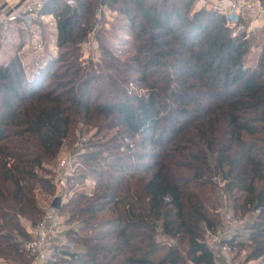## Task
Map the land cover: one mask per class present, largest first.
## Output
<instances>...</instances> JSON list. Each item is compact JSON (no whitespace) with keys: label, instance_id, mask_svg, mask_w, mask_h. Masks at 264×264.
Listing matches in <instances>:
<instances>
[{"label":"trees","instance_id":"16d2710c","mask_svg":"<svg viewBox=\"0 0 264 264\" xmlns=\"http://www.w3.org/2000/svg\"><path fill=\"white\" fill-rule=\"evenodd\" d=\"M75 1L44 4L34 63L24 53L0 59V264H31L24 244L45 214L37 193L56 187L44 166L77 123L119 133L78 159L72 179L93 174L95 188L62 203L82 249L47 264H215L205 228L221 223L216 178L237 215L258 211L248 242L228 243L249 249L246 262L262 258L264 44L254 54L251 38L232 36L198 0ZM100 4L119 24L99 30L96 73L78 60ZM5 37L0 27V56ZM129 83L145 92L130 94Z\"/></svg>","mask_w":264,"mask_h":264},{"label":"built area","instance_id":"2783aa9c","mask_svg":"<svg viewBox=\"0 0 264 264\" xmlns=\"http://www.w3.org/2000/svg\"><path fill=\"white\" fill-rule=\"evenodd\" d=\"M70 7H75V0H66ZM44 7V2L40 0H20L17 7L0 16V27L4 32H10L14 25L20 24L23 27L29 28L36 21L40 12ZM99 9L100 17L103 15V10ZM213 11L225 17L226 26L232 31V36H239L244 32L250 31V27L246 24L248 13L264 15V0H217V3L211 7ZM210 10V9H209ZM96 30V29H95ZM93 30L82 43V52L89 54L92 48ZM76 164L72 156H67L58 164L57 185L58 193L55 198L60 197L61 202L65 197L67 184L74 176ZM220 182V186H222ZM223 208L221 225L225 228L236 230L248 225L246 216L237 215L233 212V208L228 201V195L222 191ZM221 193V194H222ZM54 198V200H55ZM53 200V202H54ZM50 209L45 212L43 219L35 226L29 228L30 238L25 242L24 249L32 257L31 264H47L53 257L55 252L60 249H68L76 251L74 243L69 240L67 232L72 229L67 228L62 223L58 216ZM258 214L257 210L251 211V214ZM205 243L210 251L214 254L223 252L233 254L235 248L226 241L222 231L205 228Z\"/></svg>","mask_w":264,"mask_h":264},{"label":"rangeland","instance_id":"374dc122","mask_svg":"<svg viewBox=\"0 0 264 264\" xmlns=\"http://www.w3.org/2000/svg\"><path fill=\"white\" fill-rule=\"evenodd\" d=\"M217 3L216 0H198L197 5H196V9H210V10H214V8L212 9L211 7H213V5H215ZM104 11L103 15L100 17L99 15V9H101ZM106 14V15H105ZM117 13L113 12L111 9L108 8L107 5L104 4H100L98 9H97V14H96V24L95 27L93 28L94 33L93 35V40L94 43L92 44V48L90 50L89 54H85L82 52V46L80 47V51H79V62L84 66H91V68L96 70V73H100V67L102 66V53L100 50V46L99 43L97 41V36L98 33L100 32L99 30L102 31H107V32H112V24H119L115 19H116ZM257 18V19H256ZM73 19H75V17H73ZM116 21V22H115ZM246 24H248V26L250 27V31H246L244 32L242 35H245L248 38H251V40L253 41V53L255 54L261 51V46L264 44V15L263 14H255V13H248L247 16V20L245 21ZM40 29V28H39ZM39 29H37V33H38V37L35 36L34 34H32L31 39H30V43H27V45H25V43H19V41H17V43L13 44L11 42L7 41H3V47L4 48V54H1L0 59L3 60H8L9 56H14L15 54H22L24 53L25 56L27 57V59L24 61L25 63L27 62H32L34 63L37 54L41 53L43 50V43H44V38L41 35V31L39 34ZM121 32V31H120ZM104 34V33H102ZM48 35V34H47ZM118 38H125L126 35L121 34V37H119V35H116ZM111 44L116 45V41L114 39H110ZM83 43V42H82ZM118 44V43H117ZM259 45L258 47H256V45ZM82 45V44H81ZM123 50H127V49H123ZM124 52V51H122ZM125 60V58H124ZM29 64V63H28ZM31 64V63H30ZM131 80V79H130ZM125 90H127L130 94L131 93H138V94H143V92H145V89L143 87H140L139 85L135 84V83H129L128 85H126ZM91 125V126H90ZM84 124V123H77L74 126V132L71 133L70 137L64 140V144L62 145V147L60 148L58 155L56 157V159L53 161L52 164H45L44 168L46 170H51L54 174V179L57 180V170H58V164L59 162H61L63 159H65L67 156H72L73 160L75 162V164H80L79 162V158L81 157L82 154L86 153V152H90L94 147H96L97 145H99L100 143L103 142H108V141H113L114 140V135L116 134L115 132L119 133L118 129H113L110 132H98V129L96 128L95 124ZM117 130V131H116ZM98 132V133H97ZM79 167L77 169H75L74 172V176L72 178H75L78 173H79ZM44 176L46 177H50V175H48L47 173H43ZM216 181L219 183L221 182L220 178H216ZM222 189L221 191H217L218 192V200H217V206H219V210H222L223 208V198H222V190H224V183H222ZM96 185V179L95 176L93 174L87 175V177L83 180L81 179H77V180H70L67 184V189H66V194L64 199L62 200V203H65L72 195L74 192H77L79 190H86V191H92L95 188ZM58 186L56 185L55 187V193L53 195L48 194V192H38V200H39V204L42 208V210L44 212H47L48 210H50L51 208L54 209V213L58 216L59 220L65 224V226L68 228H71L73 230H79V225L76 222H67L69 220V214L68 212H62L61 208H56L53 206V200L56 196V194L58 193ZM222 193V194H221ZM228 195V201L229 204H231L232 208L234 206L233 203V199L232 197ZM233 212L236 214L234 208H233ZM256 213V212H255ZM223 214V213H222ZM241 216H246L248 218V227L250 226V223L256 218V214H251V213H247L246 215H242ZM222 218V216H221ZM221 220V219H220ZM30 225H28L29 228ZM245 227L239 228L241 231L244 230ZM247 229V228H246ZM74 240L70 239L74 245H75V250H81L82 249V244L78 241L75 240L76 237L73 238ZM164 239V238H163ZM162 240V239H161ZM245 242H248V239L246 238L244 240ZM170 244H174V242H169ZM238 252H240V248L235 246V250L234 253L232 254V256H237ZM248 252L249 249L245 248L243 250H241L240 256L238 254V257H247L248 256ZM256 261V262H255ZM249 264H264V256L260 259L257 260H250V262H248Z\"/></svg>","mask_w":264,"mask_h":264},{"label":"crops","instance_id":"0c3cea01","mask_svg":"<svg viewBox=\"0 0 264 264\" xmlns=\"http://www.w3.org/2000/svg\"><path fill=\"white\" fill-rule=\"evenodd\" d=\"M40 1H43L45 4L49 0H40ZM19 3H20V0H0V16L6 14L7 12L11 11L13 8L17 7ZM75 12L77 11L74 9V12H73L74 14L71 16L72 18L73 17L76 18L77 13ZM44 20L46 22H50L52 26H55V23H53L54 21L53 15H47V17H44ZM39 28L40 27L36 25H32L31 27L26 28V27L21 26L20 24H16L13 26L10 32L6 33L4 42L8 40L9 42L16 44L17 41H19V43H21L22 41V43H25V45H27V43L31 42L30 39H31L32 34H34L35 36L38 35L37 29ZM38 31L40 34L41 28ZM1 54H4V48L2 49ZM10 57L12 56H9L8 58ZM218 230L223 232L226 238V241H230L231 239L235 237H237L240 241H243L246 238L248 239L251 233L248 225L245 226L243 231H241L240 229L231 230V229L225 228V226L221 225L220 223V225L218 226ZM214 255H215V264H249L248 262H250V261L246 262L245 257L243 258L238 257V254L237 256H232V254L218 252V253H215Z\"/></svg>","mask_w":264,"mask_h":264},{"label":"water","instance_id":"95a60500","mask_svg":"<svg viewBox=\"0 0 264 264\" xmlns=\"http://www.w3.org/2000/svg\"><path fill=\"white\" fill-rule=\"evenodd\" d=\"M75 13H77V12H75ZM53 206L56 207V208H61L62 207L61 198L60 197L55 198V200L53 202Z\"/></svg>","mask_w":264,"mask_h":264}]
</instances>
